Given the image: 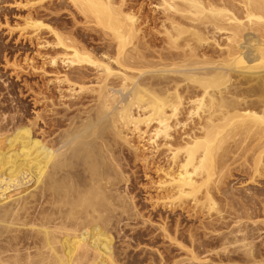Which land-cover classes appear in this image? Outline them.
<instances>
[{"label": "bare ground", "instance_id": "obj_1", "mask_svg": "<svg viewBox=\"0 0 264 264\" xmlns=\"http://www.w3.org/2000/svg\"><path fill=\"white\" fill-rule=\"evenodd\" d=\"M125 1L22 6L18 30L46 51L60 96L21 131L0 113V264H264V182L227 183L234 170L245 184L264 176V0H156L157 45ZM66 9L87 38L61 23ZM119 146L163 158L152 209L208 221L183 229L157 209L153 225L125 189ZM143 238L152 250L133 244Z\"/></svg>", "mask_w": 264, "mask_h": 264}, {"label": "rangeland", "instance_id": "obj_2", "mask_svg": "<svg viewBox=\"0 0 264 264\" xmlns=\"http://www.w3.org/2000/svg\"><path fill=\"white\" fill-rule=\"evenodd\" d=\"M26 1L27 0H5V1L0 0V2H2V3H0V108H1L0 113L4 114L7 111L4 115L7 117L9 116V117L8 118L6 117V119L9 122V120H10L9 118H12L11 120L13 121L14 124L16 123L15 125H17V129H20L19 131L23 130L25 128L24 126H27L26 124L33 122L35 120V118L37 117V115L44 118L43 121L45 120L46 115H47L46 120L48 121V118H50L49 117L50 113H49V111H47V109L51 108V106L47 103L49 100H50L49 102L51 103V101H52L51 99H53V100L55 99L52 102L56 103L55 101H57V96H60L58 93L59 91L58 90H57L58 92L56 91V89H58V88H56V85L53 83L54 77H55V75H53V71L50 70V68L47 67L46 64H44L45 62H42L44 60V59H42V58H44V56H43L45 54L44 52H46V51L45 50H39V49L37 50V47L34 45L35 44L34 41H33V43H31L32 41L28 42L29 40L27 38H29V37H27L26 35L22 36L21 33L19 32V30H20L19 27L23 26L22 25L23 18H25L28 13H31L30 12L31 10H28V8L22 7L26 3ZM155 1L156 0H126L125 1V3L127 4L126 7H128V8L132 7L131 10L133 11V13L137 14V17L140 20L138 22L139 27L141 26L140 28L143 30L142 32H143V35L145 36V38L146 39L148 38L146 41L148 43L152 42L151 44H153V45L159 44V42H158L159 36L156 33H157V30L159 29L158 27H159V21H160L159 19L160 18L157 19V17H159L157 11H156V13H154L155 12L154 11L155 10V7H154ZM47 5L48 4H46V6ZM71 11L66 9V11L62 12L63 16L61 17V19H62L61 23L62 24L64 23L66 26L70 27L72 25L73 21H74L73 25L76 22L75 26H74L75 27V30H74L75 33L76 34L78 33L77 34L78 36L84 35L87 38V36L90 33L86 30V28H85L86 26L83 25L84 22H83L81 16L80 15L78 16L73 10H71ZM70 12H71V14H70ZM70 15L71 16L73 15V17H71ZM145 18H146V20H145ZM156 19H157V21L155 22ZM81 23H83V24H81ZM153 25H155V26H153ZM153 27H155V28H153ZM18 28H19V30H18ZM155 31H156V33H155ZM86 32H87V34H86ZM148 34H149V36H147ZM91 36L95 37L96 34L91 33ZM149 38L151 39V41H149L150 40ZM90 39H91V37H90ZM92 39H93V37H92ZM88 43H89V46H91L90 48H93V47L96 48L95 47L97 44L96 41H95V44H94V42L92 44L91 41H89ZM41 54H43L42 55L43 57L41 56ZM40 66H44V67H40ZM43 68H44L45 72L43 70H41ZM49 73H51L52 75ZM49 82L52 84H50ZM63 90H64V88H63ZM49 97H51V98L47 99V101H45L46 100L45 98H49ZM42 98L44 101L42 100ZM44 102H45V104H43ZM51 109L53 110V108H51ZM3 111H4V113H2ZM44 111L45 112L47 111V112L45 113ZM42 118L36 120L37 122L35 123L36 124L35 131L33 128L32 131H34V132L31 131V133H30L32 138H31V136H29L30 134H28V137L25 136L26 142H28L31 147H33V144H35L37 142V140L40 139L39 138V136H40L39 132H36V130H39L41 133V129L43 127H46V126H43L45 122L42 121ZM27 122H29V123H27ZM19 124L22 125L23 127L22 126L20 127ZM46 129H47V127L44 130H46ZM27 138H29L28 140L30 142L27 141ZM35 139H36V141H35ZM134 141H135V139L133 140V142ZM32 142H34V143H32ZM136 143H137V140L134 142V145H136ZM140 145H142V144H140ZM140 145H138V146H140ZM119 149L122 150V151H120V155L122 153L123 159L125 161V162L122 161V164L124 162L125 165H124V168L121 167V169H123L126 174L128 173L127 175L129 176V177H126V179L128 178L127 182L129 181L130 184L128 183L129 184L128 185L126 183L125 189L126 190L130 189L129 192H127L128 195H129V193L131 194V196L130 195L129 196L132 197V199L134 200L133 202L136 203V205H135L137 207L136 209L139 210L141 213L143 212L142 215L145 218H147V216L150 215V211L153 210V212H151V216H149V218L153 217V219L150 218V219H152L151 221H152L153 225H155L156 222L158 221L157 217H154V215H152V214H155L154 210L157 211V209H158V212L159 211L161 212V214H162V215H160L161 217L164 218L167 215L166 218L168 217L167 218L168 219L167 222L169 223L168 225H171V223L174 220L179 219L178 222L180 221L182 228L184 226L183 229H187V228H193V229L195 228L196 229L197 227H199L198 224H201V222L206 223L208 221L207 218L204 217V215L193 214L191 211L192 210L191 206H187L184 208L182 207V208H179V210L175 209L172 212H171V210L160 209L161 207H157V206L156 207L154 206L155 208L152 209V206H153L152 204H154V203H151V202H152V200H155L156 195L159 194V190L156 189L157 188L156 183L159 181L158 179H160L161 175H162L161 173H159V172L155 173L154 171L156 170L155 168H156V164L158 161L159 162L157 165L160 164L159 167H162L164 165V162H163L164 160L162 161L163 158H161V157L155 158L154 160H156V162L152 161V159L151 160L146 159L147 161L145 163L144 162L142 163L141 160H142V158H144V154L140 153V152H142V150L137 152V154H136L137 158H136V156L133 155L134 153L130 150H127V148H124L123 146H119ZM120 155H119V157H120ZM122 156L119 158L120 160H121ZM146 157L147 156H145V158ZM138 158H140V159H138ZM158 158H160V159H158ZM134 160H136V161L134 162ZM160 161H162L163 165ZM126 164H128V165L126 166ZM144 165H146V166H144ZM150 165H151V167H150ZM123 170H122V172H123ZM234 171L231 173L230 178H228V180H227V183L229 186L233 185V187L231 186L233 189L234 188L236 189V187H237L236 190L239 189V191H243L244 189H247L248 187H250L252 189L256 188V190L257 189L259 190V189H262V187H264V184L262 185V183L264 182V176L262 177V179H259L262 182L258 181L257 183H253L251 185L248 183L245 184L243 182V181H245V179L247 177V173H245L246 174L245 175L243 170L242 171L237 170L235 172ZM153 172H154V174H153ZM125 173H123V175H126ZM157 173H159V174H157ZM130 176H132V177H130ZM153 181H154V185L152 186ZM233 183H235V184H233ZM148 184H150V186ZM261 185H262V187H261ZM154 189H156V190H154ZM236 190H235V192H237ZM157 191H158V193H157ZM153 195H155V198ZM159 195H161V194H159ZM148 196L151 198L150 201H149L150 198ZM152 197H153V199H152ZM135 200H136V202H135ZM217 200L219 201L218 198H217ZM219 203H222V202L219 201ZM33 205L34 204H31L28 207H31ZM222 205H223V203H222ZM187 208H190V209H187ZM226 210H227V212L228 211L230 212L229 207H228V209H227V207H225V212H226ZM225 212H223V215H227V213H225ZM194 217H195V219H194ZM226 219H225V221L227 223ZM203 221H205V222H203ZM229 221H231V220H228V223H229ZM138 227H139V225H138ZM138 227L136 228L137 229L136 232H139V233L141 231L143 233L147 232V230H145L147 227H144L142 229L140 227L138 229ZM138 230H141V231H138ZM143 239L144 240H142L141 243L140 242H134L133 243V244H135V246L140 244L139 246L140 247L142 246L141 247L142 249L139 247L136 249L137 250L136 251L135 250L136 247H134V252L132 251V249H129L128 252L132 255V257L134 255L136 256L137 254L142 253L141 251L144 249L152 250V246L148 244V239L147 238H143ZM162 241H163L162 238H160V237L156 238L157 244L155 243L156 247L153 248V250L159 249L160 251H162V248L166 246L164 241H163V243H162ZM143 243L145 244V246ZM160 243H161V245H160ZM162 245H163V247H162ZM143 246L144 247L147 246V248H144ZM140 249H141V251H140Z\"/></svg>", "mask_w": 264, "mask_h": 264}]
</instances>
